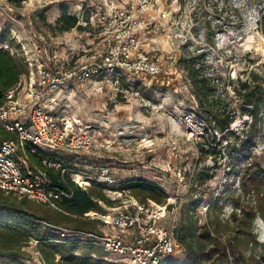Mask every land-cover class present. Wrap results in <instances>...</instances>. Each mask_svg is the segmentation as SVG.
Listing matches in <instances>:
<instances>
[{
  "label": "rangeland",
  "instance_id": "1",
  "mask_svg": "<svg viewBox=\"0 0 264 264\" xmlns=\"http://www.w3.org/2000/svg\"><path fill=\"white\" fill-rule=\"evenodd\" d=\"M113 7L133 11L144 49L161 58L165 73L148 82L124 78L116 83L114 77L112 81L101 76L84 85H70L57 94L55 107L61 118L73 124L71 138L84 137V141L69 150L43 152L68 162L67 174L74 183L78 175L93 178L108 173L121 189L140 181L158 187L166 199L152 201L168 205L164 222L168 228L181 230L193 223L199 230L211 218L229 219L233 199L241 195L245 165L257 163L264 170V34L260 24L264 0H0V38L5 39L0 44L8 43L13 57L24 63L20 77L36 72L35 60L47 62L52 50L58 52L65 68L96 62L103 50L100 29ZM70 20L80 28L62 31ZM202 54L208 76L216 79V99L221 90L226 91L221 107L234 115L228 129L234 135L228 143L253 135L251 148L232 162L227 142H219L223 134L210 131L202 136L207 124L199 111L188 61ZM245 82L253 88L262 86L256 90L261 102L255 115L242 106ZM206 153H221L224 158L205 160ZM92 187L106 193L104 184ZM128 193L141 202L148 200L133 190ZM100 201L106 205L101 206L103 212L119 206L118 202L110 204L108 198ZM85 222L93 223L92 232L103 229L101 222ZM46 223L41 221V229L28 235L18 257H4L0 264H12L15 259L21 264H68L69 255L45 257L44 243L62 245L56 242L58 238L41 240L43 232L52 233ZM58 227L75 230L70 221ZM255 233L264 242L260 219L255 222ZM78 246L73 253L76 258L87 257L92 264H121L117 256L99 248ZM172 262L186 264V255L183 252Z\"/></svg>",
  "mask_w": 264,
  "mask_h": 264
},
{
  "label": "built area",
  "instance_id": "2",
  "mask_svg": "<svg viewBox=\"0 0 264 264\" xmlns=\"http://www.w3.org/2000/svg\"><path fill=\"white\" fill-rule=\"evenodd\" d=\"M138 24L129 7H113L100 29L104 40L103 50L96 57L98 61L80 63L69 69L61 65L58 52L52 50L47 62L35 60L36 72L20 77L15 86L2 94L0 127L13 138L0 145V191L74 219L102 223L100 232H84L45 222L48 231L59 235L56 242L99 248L117 256L121 264H166L172 257L184 252L175 229L164 224L168 217V205L149 199L141 202L129 195V190L114 186L116 181L113 177L104 173L101 177L85 178L83 183L75 179V183L86 192L92 185L104 184L110 204L118 202L119 206L104 212L72 215L62 207L65 200L73 197L72 192L55 186L50 174V170H55L64 176L68 169L51 158L38 165L29 154V151L35 153L37 150H69L84 141V137L71 138L75 130L73 124L61 118L55 107L57 94L70 85H84L101 76L104 79L112 77V81L114 77L116 83H120L124 78L148 82L164 75L161 58L153 57L144 49L137 34ZM0 50L15 55L6 42L0 44ZM25 56L32 66L28 55ZM170 59L174 58L171 56ZM94 201L106 206L100 200ZM93 257L96 258L95 254Z\"/></svg>",
  "mask_w": 264,
  "mask_h": 264
},
{
  "label": "trees",
  "instance_id": "3",
  "mask_svg": "<svg viewBox=\"0 0 264 264\" xmlns=\"http://www.w3.org/2000/svg\"><path fill=\"white\" fill-rule=\"evenodd\" d=\"M260 24L264 34V15L261 17ZM73 28L80 27H77L75 20H70L62 28V31H69ZM3 41H5L4 37L0 38V42ZM191 58L188 61L191 65L195 95L199 111L207 124L202 136L210 131L223 134L219 142H227L226 146L230 149L228 155L232 162L237 158V155L251 148L252 145L249 144L252 142L253 135L248 134L242 140L238 136L235 142L228 143L231 135H234L232 131H228L234 120V115H228L226 109L221 107L222 102L227 100V92L221 90L219 98L216 99L215 95L219 93L218 86L215 85L216 79L208 76V68L204 61L205 54ZM24 71L25 65L20 59L0 50V97L7 89L19 82ZM258 88L262 89V86L253 88L248 82L241 86V90L244 92L242 106L252 115L257 113V104L261 102L256 95ZM12 138L13 135L0 127V145ZM214 138L216 141L217 135ZM200 152L203 154L204 148ZM29 154L38 165H42L44 159L51 157L42 150H37L35 153L29 151ZM209 158L218 162L220 158L224 157L221 153H206L204 159ZM51 159L54 160V158ZM61 161L66 169L71 168L68 162ZM50 174L55 186L73 194L71 199L62 203L65 211L76 216H83L91 211H103L102 207L94 201L95 198L107 199L101 189H90L91 191L86 192L78 187L68 174L62 176L60 171L55 170H50ZM198 179H200V174L197 176ZM122 189L133 190L138 194L145 195L149 200L160 203L166 199V194L161 189L142 181L125 185ZM240 190L241 195L233 199L234 211L229 219L211 218L208 224L199 230L193 226V223H190L188 227H182L181 230L175 229L177 239L186 255V264H264V242H260L255 233L256 220L260 219L264 224V170L257 163L249 162L245 165L240 178ZM251 198H253L252 201ZM34 204L28 200L18 202L0 191V260L4 257H18L22 253L21 248L28 235L41 229V221L57 226L64 225L65 221H70L74 223L75 230L94 231V228L90 227L93 225L91 222L74 219L61 213L52 212L43 206L37 207ZM226 235L228 237L224 239L223 237ZM39 237L43 242L58 238L56 234H49L47 231ZM80 248L81 246L78 245L44 243L43 253L48 260H51L55 253H59L63 256L69 255L66 259L68 264H92L91 259H87V257L81 259L73 256V253ZM175 257L168 260L166 264H174L172 260ZM12 264L21 263L15 259Z\"/></svg>",
  "mask_w": 264,
  "mask_h": 264
},
{
  "label": "bare ground",
  "instance_id": "4",
  "mask_svg": "<svg viewBox=\"0 0 264 264\" xmlns=\"http://www.w3.org/2000/svg\"><path fill=\"white\" fill-rule=\"evenodd\" d=\"M76 180L83 183V181L86 180V179L83 178L82 175H78L77 178H76Z\"/></svg>",
  "mask_w": 264,
  "mask_h": 264
}]
</instances>
